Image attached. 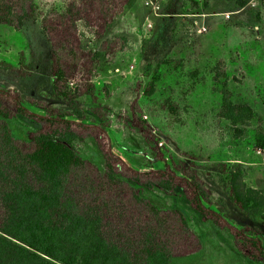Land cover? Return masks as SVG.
<instances>
[{"label": "trees", "instance_id": "obj_1", "mask_svg": "<svg viewBox=\"0 0 264 264\" xmlns=\"http://www.w3.org/2000/svg\"><path fill=\"white\" fill-rule=\"evenodd\" d=\"M230 1L243 7L250 0ZM133 2L64 0L61 10L45 14L33 0H0V24L18 30L40 17L53 97L27 99L0 85V264H171L174 257L199 252L202 243L185 210L157 204L153 194L180 200L220 237H229L244 258L264 264L262 232L249 224L234 225L204 204L193 154L184 153L193 168L184 161L176 168L166 161L135 97L140 90L150 95L154 80L138 83L122 111L108 104V83L98 87L92 81L99 54L81 48L77 22L101 38ZM207 2L202 0L204 6ZM120 49L104 51L112 59ZM223 63L218 60L214 68V79L222 85L218 116L228 120L233 136L242 137L254 110L232 101ZM10 64L0 59V70ZM19 64L24 67V60ZM164 105L177 114V105L167 100ZM111 115L141 137L147 150L142 151L143 167L132 166L113 150ZM255 140L263 148V131ZM87 150L96 153L99 165ZM219 165V181L231 204L245 213L264 207V191L248 186L238 166Z\"/></svg>", "mask_w": 264, "mask_h": 264}, {"label": "rangeland", "instance_id": "obj_2", "mask_svg": "<svg viewBox=\"0 0 264 264\" xmlns=\"http://www.w3.org/2000/svg\"><path fill=\"white\" fill-rule=\"evenodd\" d=\"M33 1L45 14L61 10L64 4V0ZM193 1L198 5L194 6ZM207 3L134 0L112 20L101 38L78 21L80 46L98 52L99 63L92 81L98 87L108 83L111 96L107 102L114 111L128 109L138 83L154 80L150 95L140 90L135 97L141 118L158 135L166 161L175 168L182 161L193 168L190 156L184 154L191 152L204 204L226 214L232 224L252 225L264 235V207L249 213L238 210L218 177L219 164L227 162L241 169L248 186L264 191V146L255 145L257 133H264V0H250L243 9L229 0ZM103 42L105 48L101 47ZM117 46L121 49L111 59L104 50L111 52ZM48 52L39 16L18 30L0 24V59L12 63L0 70V85L19 90L27 99L53 100ZM21 59L24 67L19 64ZM220 59L232 101L246 102L254 110L242 137L233 136L228 120L218 116L222 85L214 79V68ZM166 100L178 106L176 115L164 105ZM109 119L108 133L115 153L132 166L143 167L147 160L142 151L146 149L139 134L113 115ZM86 154L100 164L93 150ZM152 197L162 206L183 208L189 226L202 243L199 252L174 257L171 264H260L244 258L229 237H220L180 200L159 194Z\"/></svg>", "mask_w": 264, "mask_h": 264}, {"label": "crops", "instance_id": "obj_3", "mask_svg": "<svg viewBox=\"0 0 264 264\" xmlns=\"http://www.w3.org/2000/svg\"><path fill=\"white\" fill-rule=\"evenodd\" d=\"M230 1V0H229ZM208 2H209V0H208ZM234 2V1H233ZM235 4V3H234ZM209 5H210V3H209ZM235 7H238L239 9H243L245 6H243V7H239V6H237L236 4H235ZM234 12V11H233ZM255 187V186H254ZM256 188V187H255Z\"/></svg>", "mask_w": 264, "mask_h": 264}, {"label": "built area", "instance_id": "obj_4", "mask_svg": "<svg viewBox=\"0 0 264 264\" xmlns=\"http://www.w3.org/2000/svg\"><path fill=\"white\" fill-rule=\"evenodd\" d=\"M200 29H201V30H204V29H205V27H204V26H202V27H200Z\"/></svg>", "mask_w": 264, "mask_h": 264}]
</instances>
